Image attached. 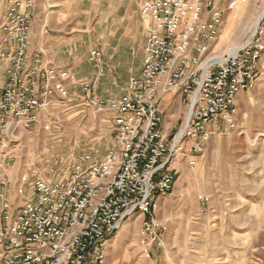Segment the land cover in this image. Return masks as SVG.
Wrapping results in <instances>:
<instances>
[{
	"label": "built area",
	"instance_id": "obj_1",
	"mask_svg": "<svg viewBox=\"0 0 264 264\" xmlns=\"http://www.w3.org/2000/svg\"><path fill=\"white\" fill-rule=\"evenodd\" d=\"M250 1L231 0L229 9ZM35 6L36 0H5L0 24L6 76L0 169L7 172L15 163L16 134L35 127L38 112L54 97L70 96V74L46 62L41 51L31 52ZM139 12L146 36L140 74L117 99L95 97V82L83 88L87 106L111 117L113 144L104 156L84 154L68 175L50 181L27 174L0 178V264H109L108 240L135 214L143 216L140 244L150 261L152 246L164 247L167 229L155 214L157 197L175 185L173 160L185 152L200 156L217 131L238 129L239 96L264 78V17L244 44L208 59L223 25L215 1L140 0ZM89 60L100 66L101 52L92 51ZM175 93L183 97L184 121L168 134L161 104ZM184 139L197 144L185 148Z\"/></svg>",
	"mask_w": 264,
	"mask_h": 264
},
{
	"label": "rangeland",
	"instance_id": "obj_2",
	"mask_svg": "<svg viewBox=\"0 0 264 264\" xmlns=\"http://www.w3.org/2000/svg\"><path fill=\"white\" fill-rule=\"evenodd\" d=\"M136 1L37 0L40 26L67 23L66 35H72L80 47L78 63L87 55L85 49L106 50L108 71L101 78L100 97L121 96L127 79L140 68L145 29L136 18ZM213 1L223 12V25L208 59L244 44L264 17V0L233 10L231 0ZM4 2L0 0V24ZM122 19L124 28L113 32ZM76 86L70 87L74 91L68 99L56 96L47 110L39 111L35 127L16 134L15 163L10 172L0 169V178L27 174L50 181L68 175L84 154L104 156L113 144L111 117L88 107ZM238 106V129L217 131L200 156L185 152L173 160L175 185L157 197L155 214L156 223L167 229L161 235L164 247L152 246L154 257L145 260L140 244L143 216L135 214L108 240L109 264H264V78L239 96ZM164 110L166 127L176 133L184 119L181 103L173 102ZM187 143L188 148L197 144L184 139L182 145L186 148ZM191 160L196 161L194 167ZM14 196L9 192L10 200Z\"/></svg>",
	"mask_w": 264,
	"mask_h": 264
},
{
	"label": "crops",
	"instance_id": "obj_3",
	"mask_svg": "<svg viewBox=\"0 0 264 264\" xmlns=\"http://www.w3.org/2000/svg\"><path fill=\"white\" fill-rule=\"evenodd\" d=\"M120 4L122 7L123 3L120 2L119 5ZM36 5H37V0H36ZM136 6H137L136 18L141 20L140 12H139L140 0L136 1ZM38 14L39 13H37V6H35V9L33 11L34 19H33V23H32V33H31V52L34 53V52L41 51L44 54V58H45L46 62L53 64L54 66L59 67L65 71H67L70 74L71 78L68 82H66V85L68 87L69 92L74 91L70 87H74L75 85H77L76 90L79 89L81 91V94L84 95V92H83L84 85L88 84L90 82H95L97 89L93 95L97 98H103V97L98 96V94H100V90L102 89L101 88L102 87L101 86L102 85L101 78L103 76H105L107 71H108L107 70L108 59L106 58V50L104 51V49L92 48L90 51L87 52V49H85L87 55L85 56L84 60L81 61V63H78L79 57L77 56V52L80 51L79 50L80 47H79V49H78V47H76L75 39H74V37H72V35H69V36L66 35L67 32H65V29L67 27L66 26L67 23H66V25H63L61 22L58 21L57 24L54 23V25L50 26V28H49V26H47L45 24H42V26H40V24L43 22V20L42 19L40 20L38 18ZM62 21L65 22V21H67V19L62 20ZM116 22L119 23V21H116ZM122 24H123V19L121 20V22L119 24V28H117L118 27L117 24L114 25V29H116V30H114L113 32L117 33V30L124 28V25H122ZM44 30H47L48 33L45 34ZM72 31H74V30H72ZM126 31L129 32L131 30L128 29ZM143 37H144V40H143V45H142V50H141V53H142L141 65H140V68L138 69V71H136L134 74H132L130 76V78L140 74L142 67H143L144 49H145V44H146L145 34L143 35ZM96 47H98V46H96ZM94 50H98L102 54V63L100 66L96 65L95 63H92L89 60L90 53ZM100 70H102V73H100ZM130 78L127 79V82L125 84V90L127 88V85H128ZM5 80H6V76L4 74V71H3V69H0V94H1V90L3 89ZM99 82H100V84H99ZM72 85H74V86H72ZM121 96L113 97V98L109 97V98L117 99V98H120ZM167 97L171 98V100L168 102L165 100ZM109 98H103V99H109ZM173 102H175L176 105H179V103H181L183 114L185 113V105H184L183 97L179 93L169 94V95L164 97L162 104H161V111L163 112V116H164V128H165V130L168 131V134H174L175 130L166 127L167 116H166V110H164V108L166 105L167 106L169 104L171 105ZM182 117H183V115L180 116V119H182ZM183 121H184V119H183ZM182 124H183V122H182ZM181 128H182V125H181L180 129Z\"/></svg>",
	"mask_w": 264,
	"mask_h": 264
},
{
	"label": "bare ground",
	"instance_id": "obj_4",
	"mask_svg": "<svg viewBox=\"0 0 264 264\" xmlns=\"http://www.w3.org/2000/svg\"><path fill=\"white\" fill-rule=\"evenodd\" d=\"M263 16V15H262ZM262 19V18H261ZM258 21L260 22V20L258 19ZM259 22L256 23V25L254 27H258ZM223 58V56L217 57V60H221Z\"/></svg>",
	"mask_w": 264,
	"mask_h": 264
}]
</instances>
